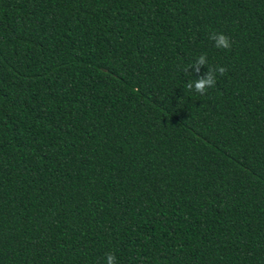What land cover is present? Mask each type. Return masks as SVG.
Wrapping results in <instances>:
<instances>
[{
	"label": "trees",
	"instance_id": "obj_1",
	"mask_svg": "<svg viewBox=\"0 0 264 264\" xmlns=\"http://www.w3.org/2000/svg\"><path fill=\"white\" fill-rule=\"evenodd\" d=\"M109 254L264 264V0H0V264Z\"/></svg>",
	"mask_w": 264,
	"mask_h": 264
},
{
	"label": "clouds",
	"instance_id": "obj_2",
	"mask_svg": "<svg viewBox=\"0 0 264 264\" xmlns=\"http://www.w3.org/2000/svg\"><path fill=\"white\" fill-rule=\"evenodd\" d=\"M212 40L215 41V46L217 48H222V49H230L231 48V43L230 40L227 36L223 34H212L210 37ZM206 56L201 55L197 60L195 65V71L198 73L199 72V66L206 64ZM186 70V69H185ZM219 72L221 75H223L226 72V69L224 67H218L215 70H209L208 74L205 77L199 78L195 80L194 82H189L187 87L189 89H195L196 92L200 94H204L208 88L214 87L216 83V76L215 73ZM107 264H115V256L112 254H109L107 256Z\"/></svg>",
	"mask_w": 264,
	"mask_h": 264
}]
</instances>
